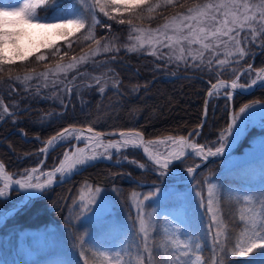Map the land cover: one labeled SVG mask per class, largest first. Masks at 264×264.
Returning a JSON list of instances; mask_svg holds the SVG:
<instances>
[{"label": "trees", "instance_id": "trees-1", "mask_svg": "<svg viewBox=\"0 0 264 264\" xmlns=\"http://www.w3.org/2000/svg\"><path fill=\"white\" fill-rule=\"evenodd\" d=\"M14 1L3 0V3L13 4ZM156 2L157 0H148L147 4L133 11H124L123 9L119 13L111 11L110 14L114 19H108L102 13L98 15L102 23L96 29L95 40L100 41V47L108 44L110 47L118 48L119 51H109L98 55L95 62L102 66L86 72L95 79L86 78L76 81L74 84H68V87L74 86V90L63 101L44 93L40 87H31L27 90L19 81L27 74L49 72L50 69L69 61L73 56L77 57L82 53L92 51L91 48L96 44L95 41H85L82 38L86 29L69 38L76 41L70 49L67 47L68 41L62 40L52 44L53 48L44 47L25 60L0 65V142L2 143L0 161L6 165L10 173L22 174L25 170L29 171L31 168L37 167L43 160V155L37 153L42 147L37 138H40L41 141H48L52 136H56L68 127H92L99 132L139 131L146 140L169 136H187L203 123L206 96L211 88V83H216L218 79L231 81L238 73L252 64V59L259 50L264 49L249 45L245 57L236 62L237 57L233 56L230 59L233 62L223 68L219 76L215 69L210 73L206 67L201 70L199 67L173 65L157 59L156 56L146 55L137 50L127 51L131 47L129 35L133 32L132 29H138L145 25H160L172 16L185 11L192 4V0H179L170 7L149 10V5L153 6ZM253 2L257 1L253 0ZM72 5L73 2L67 0H60L59 3L60 8H70ZM76 7H80L78 2ZM55 11L56 9L49 10L48 15H52ZM120 19H124L125 23H119ZM129 19H131V24L128 23ZM107 25H111V28ZM77 37H81V39L77 40ZM242 47H244L243 44ZM56 48L60 49V53L53 56L51 53ZM65 52L68 55H64ZM41 53L48 58L38 61L37 56ZM113 56L116 57L115 60L112 59ZM208 56L209 54L205 56V60ZM189 63L191 64L192 61L190 60ZM253 68L255 70L264 68V51L256 58ZM74 76L70 75L67 82H71ZM17 77L20 79L17 80ZM97 78L100 83H92V81H97ZM8 80H13V82H7ZM85 81L90 86L85 85ZM102 81L108 82L106 93L100 91L103 87ZM242 82L247 83L244 80ZM176 90L178 96L179 94L183 96L182 101L189 103L190 107L195 109V117L193 119L186 117L182 124L174 126L171 120L164 121L165 124L156 123L159 120L157 116L154 121L147 119L148 112L154 109L155 105H161L166 98L173 99L172 95ZM254 101L264 103V88L249 96H236L232 104L233 110L238 112L241 106ZM4 106H7L10 111L13 110L12 113L15 115L5 118L3 116ZM230 109L231 104L228 99L211 100L208 122L198 140L200 144L208 145L217 140L221 130L226 128L230 122ZM23 133L26 139L30 140L29 142L23 139ZM259 133L256 130L253 131L243 143L242 148L248 146L250 139ZM64 151L65 147L52 152L45 168H51L58 163ZM129 154L131 157L133 156L132 153L129 152ZM26 155H30V157L20 161ZM255 165L257 164H253V166ZM206 170L214 172L217 181L221 184L218 200L221 219L226 230L235 238L243 227L239 216L245 212L247 207H250L243 204L237 197H243L246 194L258 196L264 192V176L259 182L242 177H240L242 180H239L235 177L236 171L222 173L220 163L210 165ZM205 171L200 174L203 175ZM130 175L143 182L157 183L160 181L151 172H142L132 166L116 167L99 163L89 167L70 182L48 191L43 198L24 207L8 220L6 225L0 229V234L18 229H37L48 224L67 225L69 211L79 195L80 188L86 183L93 188L116 189L120 199L127 200L128 196L137 188L132 178L129 177ZM4 204V201H0V207ZM254 210H259V206H254ZM206 227L204 223L190 224L188 227L190 234L198 239L199 243L207 245L202 251L203 264H208L209 259H212L209 237L204 235ZM176 228H181L184 235L188 237L187 226L183 223L170 228L166 221L164 223L161 220L154 233L156 245H159ZM85 229L82 227L78 229V232L82 233ZM113 246L111 242L98 245L96 242L88 241L83 244L88 264H103L102 257L92 256V247L113 251L115 250ZM124 252L126 253L125 259L135 256L136 251L130 240L125 244ZM249 257H251V262L257 259L251 264H264V249H256L248 256L230 257V259L248 261ZM168 259L170 260L171 257L169 256ZM38 264H51V262L44 261Z\"/></svg>", "mask_w": 264, "mask_h": 264}, {"label": "snow or ice", "instance_id": "snow-or-ice-1", "mask_svg": "<svg viewBox=\"0 0 264 264\" xmlns=\"http://www.w3.org/2000/svg\"><path fill=\"white\" fill-rule=\"evenodd\" d=\"M77 2L80 7H76ZM60 0H17L15 4H4L0 0V65L12 64L16 59L25 60L32 52H26L23 47L24 40L31 39L28 29H39L41 35L54 34L56 37L67 40V47L70 49L72 41L69 38L74 36L81 30L86 29L83 33V40H94L97 45L99 40H95V29L102 22L95 14L97 9L104 17L114 19L110 14L111 11L119 13L124 11H133L136 8H141L148 3V0H73V5L70 8H60ZM160 3L172 5L173 0H160ZM157 3L155 7H160ZM181 7L183 5H180ZM152 5H149V10H152ZM56 9L52 15H48L49 10ZM119 23H125L124 19H120ZM131 24V19L128 21ZM111 28V25H107ZM161 28L150 30L145 33L143 38H138L139 48H143L147 43L153 46V50L148 54L156 56L157 59L164 60L165 63L177 60L182 62L185 67H199L201 70L204 67L211 73L214 69L217 76L221 74V70L233 61L229 57H237L236 62L245 57L248 46L255 48H264V0H259L258 4H253L250 0H208V2L195 7H190L184 13H178L168 20ZM171 30L172 34H169ZM132 31H142L132 29ZM81 37H77L80 40ZM244 45L242 47L241 45ZM159 45L160 49L167 48L169 51H163L157 55L155 46ZM197 45L198 48L193 49L192 46ZM45 48H53L49 43H43ZM104 52L116 51L119 49L110 47L106 44L103 48ZM137 46L129 47L127 51H136ZM34 51H39L37 47ZM11 52V54H9ZM60 49L56 48L51 54L59 55ZM205 53H209L205 60ZM64 55H68L67 52ZM223 55V58L220 56ZM48 57L41 53L37 56L38 61H44ZM62 58V57H61ZM115 56L112 57L115 60ZM191 58L192 63H189ZM86 57H80L79 61L75 56L72 57V63L67 66L58 64L55 70H50L53 74L58 72H67L76 67V65ZM199 61V63H196ZM251 69V65L248 66ZM45 79L48 72L41 73ZM20 78L17 77V80ZM25 80L30 77H25ZM236 79L231 80V89L239 88L241 91L247 90L245 84H238ZM260 82V86L264 87V68L256 75V79L248 85L250 88ZM100 83L97 78L96 81ZM229 85L223 80L218 79L216 83H211L212 91L208 92L211 97L214 93H218L220 89H226ZM70 92L71 90L68 89ZM100 91H104L103 88ZM229 99L232 97L231 92L225 93ZM207 103V102H206ZM264 110V104L260 101H254L251 104H244L238 110L234 111L231 116V122L226 128L221 130L217 141L213 147L193 142L192 139L199 135L195 130L187 136L172 137L169 136L166 140L149 141L152 144H166L164 152L157 151L155 154L149 152L148 147H144V153L148 160L160 171V175L167 174L170 165L173 161H183L185 157H197L201 161L207 160L209 157H218L225 154V148L230 146L229 137H237L242 132L246 131V123L253 114L255 108ZM5 118H9L15 113L10 112L7 106L3 107ZM207 109H205V115ZM199 127V126H198ZM264 128V123L261 124ZM235 130V131H234ZM88 132H93V128L89 127ZM65 133H69L68 129H64L57 135L63 140ZM71 135V133H69ZM100 134L97 133V136ZM120 139L109 140L107 145L98 144V147L104 148V153H97L95 148L91 149V154L85 153L84 149L77 148L73 152L72 164L66 167L63 161H60L59 166L53 170L42 173L46 179L41 182L37 176L34 180V174L37 169H32L31 172L25 170L19 179L7 175L5 165L0 163V181L3 182V187H0V198L5 197L10 188L13 190L23 191L25 200L36 198L38 194H43L48 190L49 186L57 180L59 173V182H64L65 179L80 171L81 168L89 166L98 158L112 159L111 154H107L109 149H115L119 155L121 149H126L128 145L133 148H139L144 140L139 132H120ZM75 139L79 141L80 137ZM57 140V136H52L48 141V145H52ZM61 146H64L61 144ZM41 152L47 153V147L41 148ZM71 151V145L68 147ZM107 154V155H105ZM65 159H68L67 151L64 153ZM136 163V161H132ZM144 168V164L139 165ZM200 167L199 163L195 166L187 167V173L193 175ZM218 186L208 182L206 202L201 193L197 196L201 197V205L205 207L206 214L211 217L210 222L204 230L205 237L211 238V251L214 259H209L208 264H250L251 257L248 261H236L230 257L248 256L256 249H264V192L257 195H244L237 197L243 204L249 205L245 212L239 216V220L243 227L241 232L233 238L226 230L224 222L220 219L219 209L217 207ZM101 189L99 187L88 188L90 193L86 199L83 195L80 196V207L82 212L91 211V206L96 203L95 197L99 195ZM95 195H92V193ZM136 201L137 215L133 222L132 229L129 232L130 238L135 245L136 254L134 257L125 259L126 253L123 250L106 251L100 247H92V256L103 258V264H203L201 261L202 250L207 245H202L199 242L194 243L192 237H186L181 228H176L170 235H167L159 245H156L155 226L153 218L146 215L144 211V201H151L154 194L145 195L141 200L140 197L132 194ZM258 205L259 210H254V206ZM101 205H97L99 208ZM204 239V237H201ZM234 240V242H233ZM88 241H81L80 259L84 264H88V258L83 250V244ZM196 251L195 259L192 260V253ZM131 251V249H129ZM171 257L169 260L168 257ZM159 257V258H158Z\"/></svg>", "mask_w": 264, "mask_h": 264}, {"label": "rangeland", "instance_id": "rangeland-1", "mask_svg": "<svg viewBox=\"0 0 264 264\" xmlns=\"http://www.w3.org/2000/svg\"><path fill=\"white\" fill-rule=\"evenodd\" d=\"M67 1L71 3L73 2V0ZM177 1L179 0H173L172 5H174ZM256 1L257 2H253V0H250L251 3L258 4L259 0ZM16 2L17 0H15L13 4ZM206 2H208V0H196V3L195 0H192L190 7H195L197 4L202 5ZM89 3H91V0H89ZM157 3H160V0H157V2L153 5L154 8L152 7V10L172 6L160 3V7H155ZM186 11L187 9L180 13H184ZM95 14L97 16L100 14L98 9ZM171 18L165 20L160 25H145L138 28L142 31H133L129 35L131 47L136 45L138 49L137 51L148 55V53L153 50V46L146 43L143 48H139L138 38H143L145 33L150 30H155L157 28H161V30H163L162 25ZM100 25H97L96 29ZM96 29L94 35H96ZM28 32L31 39L29 40L26 38L23 42V47L26 52H32V54L38 52L34 51L37 47L39 48V51L43 49V43L55 44L63 40L56 37L54 34L46 36L41 35V31L39 29H28ZM169 34H172L171 30H169ZM103 48L104 47H100L95 44L91 48L93 49L92 51L82 53L76 57L78 61L80 57H86L87 59L78 63L75 68L70 69L67 72H58L53 74L52 71H49L46 79L40 75L41 73H31L25 75L19 82L27 90L31 87H40L43 89L44 93L63 101V99L68 97V95L70 96L71 91L74 90V86H70L71 88H69L68 84H74L76 81L84 80L86 78L91 80L95 79L92 75L86 74V72L88 70H94L95 67L100 68L102 66L95 62V58L101 53H104ZM192 48L196 49L198 46L193 45ZM155 50L157 54H160L161 51L164 53L169 51L167 48L160 49L159 45L155 46ZM9 54H11V52H9ZM208 54L209 53H205V56ZM232 57H229V60ZM220 58H223V55H221ZM190 60L191 58H189V61ZM15 61L20 60L16 59ZM70 63H72V58L60 65L67 66ZM169 63L173 65H184L182 62L177 60H173ZM55 69L56 66L50 70ZM250 73L252 75H250ZM257 73L258 72H249L245 81L251 84V81L256 79ZM70 75L75 76L71 82H67ZM25 77H30V79L25 80ZM7 82H13V80H8ZM93 82L96 81H92V83ZM84 83L85 85L90 86L87 81ZM85 85L81 86L83 87ZM101 85L104 89L103 93H106L108 82L102 81ZM68 89L71 91L69 92ZM177 92L178 91L176 90L173 93L174 95H172L174 100L166 98L161 105H155L153 107L154 109L148 112L147 119L154 121L157 116L159 117V120L156 123L165 124L164 121L171 120L173 126L182 124L186 117H191L193 119L196 115L195 109L191 108L189 103L182 101L184 99L183 96L180 94L178 96ZM35 94L37 95L38 92ZM73 94H75V91H73ZM3 116L5 115L3 114ZM259 132L260 133L258 135H255L250 139L248 146L241 148L234 156L220 163L222 173L236 171L237 177L250 179L256 182H259L262 179L264 176V131L261 130ZM73 137H75V135L71 134L68 138H66L65 143L63 144L66 148L69 145L72 146L71 140ZM216 141L206 146L213 147ZM79 145L81 147L83 146V143ZM156 149L159 150V152H164L165 150L162 146L156 147ZM130 150H127V152H120L119 155L116 154V151H110L107 154L114 155L113 158L116 159L118 163L124 162L127 166H132L137 170H142L139 165L144 164V169L152 170L160 174V171L157 168L146 161L138 162L140 155L135 153L134 150ZM97 152L104 153L102 148L97 149ZM128 152L132 153L133 156L131 157ZM132 161H136V163H132ZM198 161L199 160L197 158H188L178 165V169L187 170V167L195 166ZM253 164H257L258 166H253ZM172 168L174 167H171L169 171L172 170ZM44 171L45 170L41 169L37 173L38 175H41ZM158 178L160 181L168 182L181 179L161 175H158ZM209 181L218 186L217 207L219 209L218 200L221 184L217 181L216 174L207 170L203 173V175H198L190 185L184 187L169 185L150 187L148 189H141L137 187L133 193L140 197L141 200L145 195L154 194V198L151 201H144V211L146 215H150L153 218L155 230L161 220H163L164 223L166 221L170 228L183 223L187 226V235L192 237L193 242L196 243L199 242V240L195 239L190 234L188 227H190V224L194 225L195 223H204L207 226L210 222L211 217L206 214L205 207L201 205V197L197 196L198 192L201 193L206 202ZM89 187H91L90 184L86 183L80 188L79 195L69 211L67 225L55 226L48 224L37 229H18L0 234V264H38L44 261H50L51 264H84V261L80 259L82 240L96 242L98 245H105L111 242L114 245L113 247L115 250L124 251L125 244L129 240L133 243L132 238L129 236V232L132 229L133 222L135 221L137 215L136 201L133 199V193L128 196L127 200H122L120 199L119 192L116 191V189L100 188L101 191L99 195L95 197L96 203L91 206V211L82 212L80 207V196L83 195L87 199L90 195L88 192ZM92 195H95V193L93 192ZM22 200H24L22 195H16V192H12L10 198L4 199L5 204L0 207V219L7 210L15 207L18 203H21ZM97 205L101 206L98 208ZM82 227L86 229L83 230L82 233H79L78 229H81ZM209 243L211 245L210 237ZM197 254L198 253L194 250L192 253V260L195 259V255ZM214 258L215 257L212 252V259ZM201 261L203 262L202 256ZM255 261H257V259L252 262ZM252 262H250V264ZM189 264H191V261Z\"/></svg>", "mask_w": 264, "mask_h": 264}, {"label": "water", "instance_id": "water-1", "mask_svg": "<svg viewBox=\"0 0 264 264\" xmlns=\"http://www.w3.org/2000/svg\"><path fill=\"white\" fill-rule=\"evenodd\" d=\"M249 68H247V69H245V70H243L238 76L241 78V76L248 70ZM239 81V80H238ZM238 81H237V83H238ZM228 85H229V87H228V89H231V87H230V85H231V81L230 82H226ZM246 88H247V90H244V91H241V90H233V89H231V90H233V91H235V93L234 94H232V97H231V99H233L234 97H235V95H250V94H253V93H255L257 90H259V89H262V88H264V87H261L260 86V84H258V85H254V86H251L250 88L248 87V86H246ZM210 91H212V89L210 90ZM209 100H210V97L209 96H207V100H206V107H205V109H207V114L205 115V111H204V125H205V123L207 122V120H208V103H209ZM261 104H264V103H262L261 102ZM259 107V106H258ZM232 116V115H231ZM262 118H264V110H260L249 122H248V124H246V128H247V130L246 131H244V132H242L239 136H238V138L236 139V141L234 142V144L230 147V148H228V149H226L225 150V154L224 155H222V156H218V157H209L207 160H205V161H201L199 164H200V167L196 170V173L195 174H193V175H189L188 173H187V170H177V171H167V174H165L164 176H181V175H185L187 178L186 179H184V180H182V181H178V182H172V183H170V185H175V186H179V185H182V184H184V185H186V184H190L193 180H194V178L196 177V175L200 172V171H202V170H204L205 168H207L209 165H211V164H213V163H218V162H221V161H223V160H227V159H229V158H231L239 149H240V147H241V145H242V143L244 142V140L247 138V136L250 134V132L252 131V130H254V129H257V130H260V129H262V127L260 128V127H258V124H259V122L262 120ZM264 123V122H263ZM204 125H202L201 127H199V128H197V129H195V131L196 132H198L199 133V135H197V136H200V134H201V132L203 131V127H204ZM68 130H69V133H71V132H77V133H85V134H87V136L89 137V139H92V140H96L97 142H100V144L101 143H108V141L109 140H118V139H120V136H119V133L120 132H125V133H129V132H132V133H135V132H138V131H119V132H110V133H103V132H98V131H95V130H93V132H88V128H74V127H69V128H67ZM264 129V128H263ZM97 133H99L100 135L99 136H97ZM140 133V132H139ZM66 134H68V133H65V135ZM141 134V136L143 137V140H144V142H143V144L139 147V148H134V149H136L139 153H141V155L143 156V158L147 161V162H149L150 164H152L151 163V161H149L148 160V157H147V155L144 153V147H146V143H148L149 141H146L145 140V138H144V135L142 134V133H140ZM78 136L80 137V139H79V141H77L76 139H75V144H74V146H73V152L78 148L77 146L80 144V143H82L81 142V140L83 139L82 137H81V135H79L78 134ZM59 139H60V137L59 136H57V140L56 141H54L53 142V144L52 145H48L47 144V142L46 143H44L45 144V147H47V156H46V158L48 157V155H49V153L54 149V148H56V146H58V145H60V144H62V143H59ZM191 139V138H190ZM158 141V140H157ZM89 144V143H88ZM44 147V148H45ZM41 152V151H40ZM188 157H185L184 158V160L185 159H187ZM109 160V162L111 163V164H113V165H118L117 163H115V162H112V159H108ZM183 160V161H184ZM183 161H173V163L170 165V167H172V166H174V165H177V164H179V163H181V162H183ZM101 162H107L106 161V159H104V158H98L96 161H94V162H92L89 166H86V167H83V168H81L80 169V171L79 172H77L76 174H74V175H72L70 178H67V179H65L64 180V182H59V178H57V180L52 184V185H50L49 186V188H48V190H50V189H53L54 187H56V186H61V185H63V184H65L66 182H68V181H70V180H72L76 175H78V174H80V173H82V172H84L88 167H90V166H93V165H96V164H98V163H101ZM0 163H2L1 161H0ZM153 165V164H152ZM154 167H156L155 165H153ZM42 167V165L40 166V167H38V168H36L37 169V171L40 169ZM6 168V167H5ZM6 170V169H5ZM7 171V170H6ZM8 173V172H7ZM47 173V172H46ZM8 175H10V174H8ZM11 176V175H10ZM130 177H131V175H130ZM41 178H46V176L45 175H41ZM134 182L139 186V187H142V188H146V187H151V186H156V185H163V183H161V184H152V183H142V182H140V181H138V180H136V179H134ZM0 184H2V183H0ZM13 188H15V186H13ZM13 188H10L9 189V193L8 194H10L12 191H15V192H18L19 194H21V195H23L24 197H25V194L23 193V191H19V190H13ZM47 190V191H48ZM46 192V191H45ZM44 192V193H45ZM43 193V194H44ZM43 194L41 195V194H38L37 196H36V198H34V199H31V200H25L22 204H19L17 207H15V208H12V209H10V210H8L5 214H4V216L0 219V227L1 226H3L6 222H7V220L12 216V215H14L19 209H21L25 204H27V203H29L30 201H33V200H37V199H39L40 197H42L43 196ZM0 199H4V198H0Z\"/></svg>", "mask_w": 264, "mask_h": 264}, {"label": "bare ground", "instance_id": "bare-ground-1", "mask_svg": "<svg viewBox=\"0 0 264 264\" xmlns=\"http://www.w3.org/2000/svg\"><path fill=\"white\" fill-rule=\"evenodd\" d=\"M258 84H260V82L258 81L257 82V84L256 85H258ZM224 89H220V91L219 92H221V91H223ZM236 90H240L239 88H237ZM261 109L259 108V107H257V108H255L254 110H253V114H252V116L250 117V119L247 121V123L246 124H248V122L260 111ZM263 123V121H260L259 122V124H258V127H261V124ZM235 131V130H234ZM71 134H74V132H71ZM79 135H81V137L83 138L82 140H81V142H85V143H88L89 142V144H87V145H85V146H83L82 148L81 147H79L80 145H78L77 147L78 148H81V149H84V151H85V153H88V154H91V149H93V148H95V151L97 152V149H99V148H102L103 149V151H104V148L103 147H98L97 145L98 144H100V142H97L96 140H92V139H89V137L87 136V134H85V133H79ZM69 136V133L68 134H66L65 136H64V138H63V140H61V138L59 139V143H61V142H63V141H65L66 140V138ZM238 138V136L237 137H235V138H233V137H229V140H230V146L229 147H227V148H225V150L226 149H228V148H230L233 144H234V142L236 141V139ZM162 140H166V139H162ZM159 141H161V140H159ZM103 145H107V143H102ZM163 147V148H166L167 147V145L166 144H154V145H150L149 143H146V147H148L149 148V152L150 153H152V154H155L157 151H159V150H157L156 149V147ZM129 148H133L131 145H128L127 146V148L126 149H121V152L122 151H126V150H128ZM110 151H116L115 149H109V152ZM98 153V152H97ZM106 155V154H105ZM72 156H73V154H68V159H65V157H64V159L62 160L63 162H64V164H65V166L66 167H70L71 166V164H72ZM6 169V168H5ZM6 171V170H5ZM6 174L8 175V173H7V171H6ZM39 177L40 178V181L41 182H43L44 180H43V178H41V175H38L37 174V172L34 174V180H35V177ZM58 176H60V174L58 173L57 174V177ZM15 178V177H14ZM16 179H19V178H16ZM0 183H2L3 184V182L2 181H0ZM5 198H8V194L6 193V195H5ZM22 202H23V200H22Z\"/></svg>", "mask_w": 264, "mask_h": 264}]
</instances>
